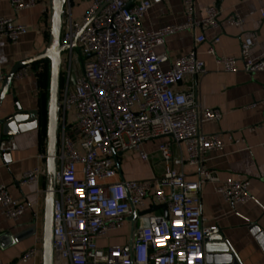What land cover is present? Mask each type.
I'll list each match as a JSON object with an SVG mask.
<instances>
[{
  "label": "built area",
  "instance_id": "1",
  "mask_svg": "<svg viewBox=\"0 0 264 264\" xmlns=\"http://www.w3.org/2000/svg\"><path fill=\"white\" fill-rule=\"evenodd\" d=\"M163 1L136 0L130 4V0H94L80 23L73 18L70 0L63 10L61 45L65 50L54 248L55 254L70 264H207L206 240L211 233H219V227L208 226L203 216V184H216V192L234 208L253 199L249 179L221 181L206 166L210 154L222 151L225 142L221 134H205L203 125L220 121L221 111L202 107L197 86L191 91L175 89L187 76L205 75V63L195 50L174 59L156 53L170 36L220 29L221 9L214 3L207 7L205 17L198 19L195 0H184L185 24L145 31L142 18ZM12 3L19 12L33 7L35 0ZM225 21L233 27L244 23L236 13ZM27 32L25 25L0 17V40L17 44ZM206 41L204 34L195 38L196 46ZM218 44L217 36L207 54L223 72H264V54L256 59L250 56L254 46L251 38L242 42L237 57L217 55ZM166 63L170 69L165 71L162 66ZM32 71V65L25 66L14 79L22 81ZM4 80L0 76V82ZM252 130H264V123ZM161 137L184 144L187 151L186 158L175 160L171 142L163 143L159 148L163 161L196 167L198 179L187 180L183 173L168 167L156 183L155 198L159 205H167L169 218L151 213L129 245L100 248L98 240L119 230L126 218L144 205L152 190L148 181L114 182L118 171L113 154L135 151L148 160L141 145ZM16 149L11 139L0 142L1 152ZM45 173L40 169L25 172L19 184H36ZM0 208L14 219L24 214L27 204L15 199L6 185H0ZM36 255V249L31 248L21 260L28 262Z\"/></svg>",
  "mask_w": 264,
  "mask_h": 264
},
{
  "label": "crops",
  "instance_id": "2",
  "mask_svg": "<svg viewBox=\"0 0 264 264\" xmlns=\"http://www.w3.org/2000/svg\"><path fill=\"white\" fill-rule=\"evenodd\" d=\"M12 2L0 0V17L25 25L28 32L17 44L7 39L0 40V76L4 77L19 62L42 53L50 37V0H35L33 7L19 12L15 11ZM70 2L73 18L80 23L94 0ZM214 3L222 12L220 29L184 31L170 36L163 46L156 48V53H165L174 59L195 50L198 58L205 63V75L187 76L175 89L191 91L197 86L202 107L221 111L223 117L220 121L203 125L205 134H221L225 142L222 151L210 154L206 166L215 171L221 181L249 179L253 199L234 208L216 192V184L205 183L201 189L203 216L208 226L219 227V234L229 248L227 254L233 255L240 264H264V130H252L264 123V72L254 75L242 71L225 73L214 57L207 54L210 42L217 36L220 37V44L216 46L219 56H239L241 44L246 38L254 42L250 52L252 59L264 54V0H195L197 18H204L207 7ZM234 13L242 17L244 23L241 27L230 26L225 21ZM187 21L184 0H164L148 11L141 23L145 31H154ZM200 34H204L207 41L196 46L195 38ZM162 68L169 70L170 64L166 63ZM32 70L28 78L13 80L0 108V142L11 139L17 145L14 151H0V185H6L15 199L27 204L24 214L14 219L8 218L0 208V264H43L46 173L36 184L20 185L19 182L25 172L35 169L46 172L51 63L42 60L32 64ZM2 84L0 82V91ZM16 103L20 106L19 112ZM17 112V119L6 121ZM167 142H171L175 160L186 158L185 145L173 142L170 137L148 140L141 145V150L149 156L148 160L135 151L122 152L118 157L120 170L117 169L114 182L148 181L152 190L144 205L137 208L135 218L128 216L119 230L98 240L100 248L127 246L137 231L146 226L147 215L156 211L142 213L159 205L155 198L156 183L168 167L183 173L187 180L198 179L196 167H179L163 161L159 148ZM31 248L36 249V257L28 262L22 261V254ZM207 254L208 251L206 257ZM211 254L224 253L216 249ZM55 264L70 262L55 254Z\"/></svg>",
  "mask_w": 264,
  "mask_h": 264
},
{
  "label": "water",
  "instance_id": "3",
  "mask_svg": "<svg viewBox=\"0 0 264 264\" xmlns=\"http://www.w3.org/2000/svg\"><path fill=\"white\" fill-rule=\"evenodd\" d=\"M51 1V25L49 42L45 50L28 59L19 62L13 70L5 77L0 91V108L5 96L8 94L15 73L28 65L40 62L42 60H49L51 63V79H50V97L48 105V147H47V168H46V205H45V219L43 232V264H55V248H54V212L56 204V176L58 169L57 155L59 151V129H60V89H61V66L62 53L65 48L61 45V30H62V13L65 5L69 0H50ZM134 0H130V4ZM76 42L74 43V46ZM17 111H20V106L16 103ZM16 113L8 118L6 121L17 119L19 113ZM122 152L113 154V160L118 170L120 166L118 157ZM156 211L157 216H164L169 218V211L167 205L162 204L155 206L152 210L143 212L142 215ZM141 214V213H140ZM137 216L134 211L131 219ZM223 237L219 233H211L206 240V251H208L206 262L207 264H240L238 260L234 259L233 255L227 254L229 248L223 242ZM217 243L214 244L213 243ZM219 249L224 254H211L214 250Z\"/></svg>",
  "mask_w": 264,
  "mask_h": 264
},
{
  "label": "rangeland",
  "instance_id": "4",
  "mask_svg": "<svg viewBox=\"0 0 264 264\" xmlns=\"http://www.w3.org/2000/svg\"><path fill=\"white\" fill-rule=\"evenodd\" d=\"M71 118V120H73V118L72 117H70Z\"/></svg>",
  "mask_w": 264,
  "mask_h": 264
}]
</instances>
